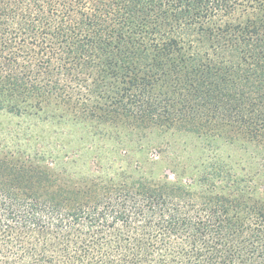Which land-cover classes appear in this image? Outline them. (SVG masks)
<instances>
[{"label": "trees", "instance_id": "trees-1", "mask_svg": "<svg viewBox=\"0 0 264 264\" xmlns=\"http://www.w3.org/2000/svg\"><path fill=\"white\" fill-rule=\"evenodd\" d=\"M5 106L101 124L132 150L188 126L264 148V0H0ZM64 174L0 151V264H264V206Z\"/></svg>", "mask_w": 264, "mask_h": 264}, {"label": "rangeland", "instance_id": "rangeland-1", "mask_svg": "<svg viewBox=\"0 0 264 264\" xmlns=\"http://www.w3.org/2000/svg\"><path fill=\"white\" fill-rule=\"evenodd\" d=\"M57 96L61 104L69 103L70 113H79V104H84L77 94H68L71 99ZM53 109L51 105L45 111ZM34 111L0 108V151L42 158L72 180L118 173L153 184L167 178L169 183L181 181L182 188L198 197L231 193L245 203L264 206V148L248 145L240 136L230 140L228 132L218 136L216 130L198 136L188 126L152 134L137 143L140 149L132 145V150L128 136L114 137L117 133L101 124L51 120ZM123 146H129L127 154Z\"/></svg>", "mask_w": 264, "mask_h": 264}]
</instances>
